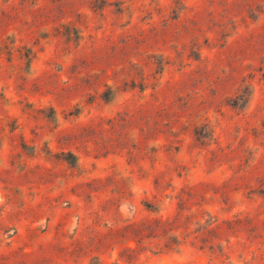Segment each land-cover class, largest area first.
<instances>
[{
  "label": "rangeland",
  "instance_id": "rangeland-1",
  "mask_svg": "<svg viewBox=\"0 0 264 264\" xmlns=\"http://www.w3.org/2000/svg\"><path fill=\"white\" fill-rule=\"evenodd\" d=\"M0 264H264V0H0Z\"/></svg>",
  "mask_w": 264,
  "mask_h": 264
}]
</instances>
